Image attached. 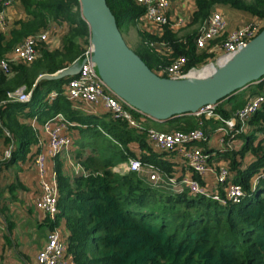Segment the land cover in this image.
<instances>
[{
	"label": "trees",
	"instance_id": "obj_1",
	"mask_svg": "<svg viewBox=\"0 0 264 264\" xmlns=\"http://www.w3.org/2000/svg\"><path fill=\"white\" fill-rule=\"evenodd\" d=\"M195 1L196 10L185 26L191 31L181 36L180 29L174 31L170 24L161 29L160 37L143 35L136 53L156 73L161 74L180 57L188 59L186 69L189 70L213 56L200 52L196 39L199 29L217 7H230L264 22V0ZM107 2L123 35L124 29L135 25L146 11L135 0ZM22 5L26 19L10 30L9 38L0 34V60L25 39L47 30L51 22H66L68 31L61 48H43L42 43L40 59L30 65L12 66L11 72L15 74L12 79L0 73V119L3 128L19 143L13 159L23 157L34 136L28 127L15 130L3 121L2 107L11 93L23 88L26 93L33 90L32 103L41 98L37 88L47 87L43 102L48 120L63 114L71 122L88 125L84 130L78 125L75 127L81 131V139L74 140L79 147L75 158L80 159L83 171L71 178L65 174L62 161H57L59 214L55 222L47 218L51 230H61V223L65 221L68 236L63 240L68 245L67 257L73 264H264V179L255 188L253 185L254 178L264 173V106L250 119L246 132L229 134L226 142L237 141L236 148L222 150L230 180L246 192L240 204L223 205L211 198L192 196L187 190L171 193L151 186L136 173L121 175L113 170L117 165L129 159H141L156 165L167 176L181 179L174 174L172 163L166 160V156L176 152L152 151L146 131H137L126 121L78 118L73 103L64 94L71 78L40 80L37 85L42 76L55 75L81 59L90 43L79 0H22ZM52 92L58 96L49 103ZM217 113L224 119L231 118L218 106ZM199 121L205 124L200 128L205 131L208 122L204 117ZM198 127L190 123L183 130ZM238 142H242L241 147ZM131 143H137L146 153L138 157L130 150ZM87 149L91 152L88 155L84 154ZM248 155L252 161L244 167ZM220 195L225 197L223 191Z\"/></svg>",
	"mask_w": 264,
	"mask_h": 264
},
{
	"label": "built area",
	"instance_id": "obj_2",
	"mask_svg": "<svg viewBox=\"0 0 264 264\" xmlns=\"http://www.w3.org/2000/svg\"><path fill=\"white\" fill-rule=\"evenodd\" d=\"M2 10L0 11V32L11 29L7 10L14 7L22 0H0ZM139 6L145 8L144 17L154 27L161 30L164 26L170 25L177 29L185 26L187 21L178 18L171 21L169 10L170 0H135ZM259 24H249L233 32H227V22L219 12H213L203 27L199 29L196 39L200 52H207L213 55L201 66L186 69L188 59L180 57L175 59L171 65L166 67L162 73L171 79H186L189 77H207L215 73L216 69L226 65L236 54L243 50L247 44L255 39L261 32ZM48 31L31 36L25 39L4 59L0 60V73H11V64H32L41 57L39 45L45 43ZM154 46V44H152ZM93 48L89 43L84 55L79 60H87L81 72L71 77L65 86V95L73 104H88L92 106L104 105L114 120L126 121L129 126L137 131H146L149 140L162 152L180 151L187 161L192 175H184L179 178L162 176L158 167L154 164L144 163L141 159H129L121 163L113 170L121 175L136 173H148L151 182L160 180L173 188L177 193L188 191L192 196L211 198L223 205L228 203L240 204L246 197V192L240 184L230 180L228 169L223 165L216 167L210 163V155L200 148L186 146L194 143L207 142L208 137L201 129L189 132L174 131L160 132L153 129H145L143 126L142 114L130 107L128 104L117 98L99 77L95 65L90 61ZM159 74V73H158ZM58 96L57 92H52L50 100L53 101ZM32 93H26L25 88L9 94L8 102L30 103ZM264 106V94L253 96L248 103L230 119H223L217 113V106H208L199 111L195 116L204 117L207 120L217 119L224 123L225 127L220 129L221 134H239L246 132L250 119L256 115ZM76 127V124L69 121L63 114H58L49 119L44 124V129L49 136L48 148L39 153L35 158V167L40 176L41 201L39 207L51 222H55L59 214L60 189L57 173L49 171V162H54L64 151L72 147L74 140L71 136L64 135L63 132L69 128ZM234 136V135H233ZM232 136V137H233ZM159 174V175H158ZM196 174L198 178L193 175ZM209 175H215L216 184L221 186L225 197L220 192H211L202 185V180ZM264 179V173L258 174L254 178V188ZM160 186V185H158ZM68 245L63 240L60 229L55 228L49 231L48 241L45 247L38 253V264H70L67 257Z\"/></svg>",
	"mask_w": 264,
	"mask_h": 264
},
{
	"label": "crops",
	"instance_id": "obj_3",
	"mask_svg": "<svg viewBox=\"0 0 264 264\" xmlns=\"http://www.w3.org/2000/svg\"><path fill=\"white\" fill-rule=\"evenodd\" d=\"M170 3L171 8L168 15L171 21H175L178 18H183L187 21L185 26L188 25L196 10V1L170 0ZM234 11L236 10L226 6L217 7L214 10V12H219L223 15L229 25L230 30L238 29L242 27L244 23H246L245 17L239 15V13L243 12L237 11V13H235ZM7 18L11 29L19 21L26 19V13L23 9L22 2H17L14 7H11L7 10ZM253 18L257 20L256 17ZM137 22H140L142 25L145 24L146 26L150 25L153 28V25L149 23L144 16L139 18ZM145 25L143 28L147 31V27ZM172 28L174 31H177V28ZM155 29H157L156 32H151L149 30V33L158 34L154 36L160 37L161 30L158 28ZM10 30L6 32H0V34H4L6 38H9ZM45 31H48L49 39L43 43L42 47L51 50L59 49L62 47V40L68 31V25L66 22H51L49 28ZM138 39L139 38L137 37V42L139 43ZM140 44L141 42L139 43L138 47ZM87 47L88 45L86 48ZM42 77L38 80L37 85L40 84ZM257 87L263 90L261 92H253V90ZM46 88L47 87H43L42 85L37 88L40 90L42 95L40 99L32 103L5 102L2 107L3 121L10 124L15 130L28 127L31 135H33L34 138L31 140L29 146L26 147L27 152L22 155L23 157L13 159V152L18 149L19 143L16 142L14 135L11 134L9 130L3 128L2 121L0 119V264H38V253L47 244L48 234L51 230L47 225L46 215L39 207L42 193L40 186V176L35 167V158L39 153H42L48 148L49 143V136L44 129V124L48 120V116H45L44 114L46 111V105H44L43 102V98L45 97L44 94L47 90ZM247 90V94L243 98L238 97L241 95L239 92L220 103L218 107L227 112L232 118L237 111L242 109L248 103L251 97L264 94V82L256 84ZM29 93H33V90ZM50 102L51 100L49 97V103ZM15 103L17 104L15 105ZM72 106L77 117L83 120H91L92 118L99 120L113 119L110 112H108L105 106L102 104L98 106H92L88 104H72ZM198 119L200 120V118L195 115L180 117L174 121L176 123L175 128H170L168 132L189 131L183 130V128L187 127L190 123L200 126L197 128L200 129L205 124L203 125L202 122L200 123ZM146 120V118H143L144 128H146L144 125ZM205 120L208 122L204 131L209 138L208 141L202 144L194 143L193 145L186 146L185 148H200L210 155V163L212 165L216 167L223 166L226 164V160L224 158L225 154H222V150H224L226 147L233 149L236 148L237 141L229 143L226 142L229 134L225 135V133L221 134L219 132L220 129L225 127L222 121L217 119ZM73 123L76 124V127H82L83 130L89 128L88 125H80L77 122ZM147 123L148 122H146V124ZM63 134L71 136L75 142L81 139V131L75 127L69 128L68 130L64 131ZM8 138H11L10 142ZM75 142L73 143L72 147H70L61 156L56 158L54 162H49V171L56 172L58 163L57 161L61 160L65 174L71 178L75 175L69 173L66 167L67 163H70L73 168H79L80 163L74 161L75 157L73 155L77 153V151H75L76 148H78L79 151V147L75 145ZM147 142L152 151L159 153L160 150L154 144H152L149 139ZM129 147L130 150L137 154L138 157H142L143 154L146 153V150L142 151L137 143H131ZM173 153L175 154L166 156V160L169 163H172L174 174L178 177L192 175V171L189 168L183 154L180 151H174ZM246 158H248L250 162L252 161V157ZM82 171L83 168L81 167L76 175L80 174ZM160 173H162L164 176H167L161 171ZM146 174L147 173L145 172V175ZM199 180L209 191L222 192L221 186L216 184L215 175H209L203 180L199 178ZM165 186L169 185L165 183ZM160 187H162V185H160ZM60 228L62 237L66 239L68 235L64 220L62 221ZM68 259L70 263H73L70 257H68Z\"/></svg>",
	"mask_w": 264,
	"mask_h": 264
},
{
	"label": "water",
	"instance_id": "obj_4",
	"mask_svg": "<svg viewBox=\"0 0 264 264\" xmlns=\"http://www.w3.org/2000/svg\"><path fill=\"white\" fill-rule=\"evenodd\" d=\"M82 19L90 32V61L107 88L146 119L158 123L197 115L264 82V30L226 65L207 77H163L132 50L118 26L107 0H79ZM87 60H78L55 75L41 80L77 76Z\"/></svg>",
	"mask_w": 264,
	"mask_h": 264
},
{
	"label": "rangeland",
	"instance_id": "obj_5",
	"mask_svg": "<svg viewBox=\"0 0 264 264\" xmlns=\"http://www.w3.org/2000/svg\"><path fill=\"white\" fill-rule=\"evenodd\" d=\"M246 1H248V2H252V0H246ZM235 13H237V11H234ZM239 15H241V16H243V17H245V20H246V23H244L243 24V26L242 27H244V26H246V25H249V24H259L261 27H264V22L262 23V20L261 19H259V18H256L257 20H255V18H253V16L252 15H249V14H247V13H239ZM239 23V22H238ZM262 24V25H261ZM144 25L145 24H141L140 22H137L135 25H132L131 27H129L127 30L126 29H124V37H125V39H126V42H127V44L129 45V47L132 49V50H134L135 52L139 49L138 48V45H139V43L142 41V37H143V35H145L146 33H149L150 31L151 32H156L157 31V29H155L156 27H154L153 26V28H152V26H146L147 27V31L146 30H144ZM242 27H240V28H242ZM152 28V29H151ZM240 28H238V29H240ZM238 29H235V30H238ZM150 30V31H149ZM178 30V29H177ZM192 29L191 28H187V27H181L180 28V35L182 36V35H184V34H186L187 32H189V31H191ZM235 30H230L229 29V25H228V23H227V32H233V31H235ZM150 34V33H149ZM137 37L139 38L138 40H139V43L137 42ZM90 39V38H89ZM211 58V56L210 57H207V60L208 59H210ZM206 60V61H207ZM14 65H18V64H14V63H12L11 64V68H12V66H14ZM6 75V77H7V79H12L13 77H14V73L13 72H11V73H7V74H5ZM263 89H260L259 87H257V88H255L254 90H253V92H261ZM247 89L246 90H244V91H242V92H240L239 94H241L240 96H238L239 98H243L246 94H247ZM148 120V121H147ZM145 122H144V125H145V129H153V130H156V131H160V132H168L169 130H170V128H175V126H176V123L175 122H167V123H158V122H155V121H153V120H150V119H147ZM146 122H148L147 124H146ZM242 146V142H238V147H241ZM75 151H78V148H76L75 149ZM10 152V151H9ZM91 152H90V149H87L86 151H84V154H86V155H88V154H90ZM74 155V157L76 156V153L75 154H73ZM73 157V156H72ZM247 157H251V155H248ZM74 161H77V162H80V159H74ZM244 162H245V165H244V167H246L247 166V164L250 162L249 160H248V158H245V160H244ZM81 163V162H80ZM66 167H67V170L69 171V173H72V174H75L76 175V173L77 172H79V170L81 169V167L82 166H80L79 165V168H77V167H74L73 168V166L72 165H70V163H67V165H66ZM75 172V173H74ZM148 173L145 175V173H141L139 176H141V177H143L144 179H145V181L147 182V183H149L151 186H153V187H158V185H162V187H161V189H164L165 191H168V192H176L173 188H170L169 186H165V183L164 182H161L160 180H158V181H156V182H151L150 181V179H149V177H148ZM159 175V174H158ZM163 176V175H162ZM147 179H146V178ZM160 187V186H159ZM170 190H169V189ZM70 264H73V263H70Z\"/></svg>",
	"mask_w": 264,
	"mask_h": 264
}]
</instances>
